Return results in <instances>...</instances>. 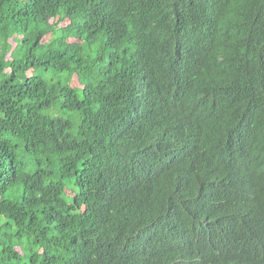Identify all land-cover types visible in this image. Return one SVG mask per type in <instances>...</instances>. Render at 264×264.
I'll use <instances>...</instances> for the list:
<instances>
[{
  "label": "trees",
  "instance_id": "16d2710c",
  "mask_svg": "<svg viewBox=\"0 0 264 264\" xmlns=\"http://www.w3.org/2000/svg\"><path fill=\"white\" fill-rule=\"evenodd\" d=\"M0 264H264V0H0Z\"/></svg>",
  "mask_w": 264,
  "mask_h": 264
},
{
  "label": "rangeland",
  "instance_id": "374dc122",
  "mask_svg": "<svg viewBox=\"0 0 264 264\" xmlns=\"http://www.w3.org/2000/svg\"><path fill=\"white\" fill-rule=\"evenodd\" d=\"M72 85H73V86H77V87L80 86V84H79V82H78V80H77L76 77L73 79V81H72Z\"/></svg>",
  "mask_w": 264,
  "mask_h": 264
}]
</instances>
